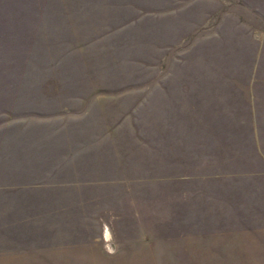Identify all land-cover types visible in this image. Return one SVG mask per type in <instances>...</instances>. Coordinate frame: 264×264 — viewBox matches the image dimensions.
Returning <instances> with one entry per match:
<instances>
[{
  "label": "rangeland",
  "instance_id": "obj_1",
  "mask_svg": "<svg viewBox=\"0 0 264 264\" xmlns=\"http://www.w3.org/2000/svg\"><path fill=\"white\" fill-rule=\"evenodd\" d=\"M0 264H264V0H0Z\"/></svg>",
  "mask_w": 264,
  "mask_h": 264
}]
</instances>
